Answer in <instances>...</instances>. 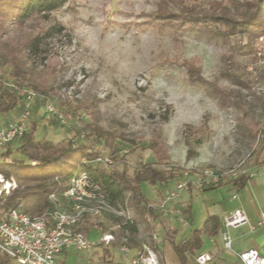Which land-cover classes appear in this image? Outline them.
<instances>
[{
	"label": "rangeland",
	"instance_id": "1",
	"mask_svg": "<svg viewBox=\"0 0 264 264\" xmlns=\"http://www.w3.org/2000/svg\"><path fill=\"white\" fill-rule=\"evenodd\" d=\"M229 1L65 0L58 10L5 22L0 56L8 64L0 68V77L15 85L11 74L20 67L37 86H24L35 94L28 133L33 124L38 139L87 145L100 140L98 132L104 133L96 149L113 163L93 165L107 170L122 171L126 165L133 174L147 165L166 172L182 168L166 185L142 184L145 197L155 206L188 180L186 173L191 180L206 170L224 175L219 183L205 184L200 190L189 186L166 209L156 207L162 218L154 229L139 219L126 193L121 201L111 203L117 214L86 218L76 227L92 247L88 252L70 249L60 264H126L124 247L131 250L130 256L143 245L157 247L154 235L188 223L185 209L190 201L195 212L192 227H198L204 220L203 193L254 169L264 129V32L254 51L238 54L237 47L248 41L244 36L225 39L200 33L188 22L200 19L213 2L227 6ZM38 38L41 43L35 48ZM231 56L234 60H229ZM191 62L205 84L191 81L187 70ZM228 67L251 88L222 79ZM216 89L227 94L224 102L213 93ZM48 104L56 113L47 111ZM23 139L3 147L0 162L10 152L6 162L16 159L29 165L18 152ZM0 177L12 185L6 190L0 183V198L13 190L32 194L56 181ZM46 209L45 201H26L21 208L33 216ZM105 235L112 236L110 244L102 242ZM162 249L171 264L174 253L169 244Z\"/></svg>",
	"mask_w": 264,
	"mask_h": 264
},
{
	"label": "trees",
	"instance_id": "2",
	"mask_svg": "<svg viewBox=\"0 0 264 264\" xmlns=\"http://www.w3.org/2000/svg\"><path fill=\"white\" fill-rule=\"evenodd\" d=\"M65 5V0H0V39L2 29L8 20L24 21L30 17L46 12L58 10ZM234 9V10H233ZM232 11H236L234 15ZM192 21V20H191ZM192 23L200 33L218 34L225 39L233 35H242L247 38V43L238 46V54L254 51L255 42L264 32V0H230L227 6L224 2H213L209 10L200 19H194ZM39 38L33 44L38 48ZM233 50H235L233 48ZM229 60H234L233 56ZM8 64V61L0 56V68ZM229 69V70H227ZM187 70L190 79L194 83L205 84V79L200 76L198 67L193 63H188ZM12 78L15 80L13 87L7 84L2 78L0 81V115L8 114L14 111L24 98V86L36 88V82L16 67L12 71ZM222 79H228L239 86L247 85L243 78L233 74L230 67L222 72ZM8 86L9 88H5ZM222 102L227 97L224 90L216 89L214 92ZM225 104V103H223ZM36 125H31L29 133L24 137L18 146V152L30 162H18L13 159L10 163L6 162L11 157L10 152L4 156V161L0 162V175L6 180L16 179L31 181H49L56 180L47 184L43 188L32 194H21L13 190L10 194L3 193L0 203L6 200L0 209L4 213L12 210H21L26 201L39 203L45 201V207L51 209L52 205L47 199L49 194L54 191H61L68 185L69 179L78 171H86L91 180L100 186L111 203L121 201L126 193L130 194L129 203L131 208L136 212L139 219L146 223L148 227L153 228V224L160 219L161 213L158 208L153 207L152 203L147 200L143 191L142 184L166 185L170 180H174L176 175L182 171V168L171 169L169 172L161 170L158 166L147 165L136 169L133 174L129 173V167L125 165L122 171L107 170L104 167H95L94 163L106 165L103 162H97V159L103 158L99 150L96 149L97 143L104 137L98 132V140L91 145L77 144L74 140L54 143L51 140L36 137ZM263 139L259 142V148L256 154V165H264V129L261 130ZM114 157V155H111ZM36 163L35 165H31ZM29 169L33 170V175L29 174ZM246 176H239L233 180L236 187L243 188L247 183ZM191 186V185H190ZM191 207L185 212L186 220L191 219ZM185 213V214H186ZM218 219L210 215L204 222L203 228L195 230L189 240L177 244L175 242L176 230L168 232V240L172 250L181 264H186L185 252L193 251L201 246L202 236L213 234L218 229ZM99 227H101L99 225ZM112 256L110 251L106 250L105 258ZM112 263V260L108 261ZM0 264H17L7 254L0 250Z\"/></svg>",
	"mask_w": 264,
	"mask_h": 264
},
{
	"label": "built area",
	"instance_id": "3",
	"mask_svg": "<svg viewBox=\"0 0 264 264\" xmlns=\"http://www.w3.org/2000/svg\"><path fill=\"white\" fill-rule=\"evenodd\" d=\"M1 81V77H0ZM13 87V85H11ZM25 103L21 106V114L7 125L0 124V150L26 136L31 119V109L35 94L24 91ZM47 111L56 113L55 108L48 104ZM97 162L112 165L107 158H99ZM177 184L174 191H169L163 201L152 205L159 209H166L167 205L176 201L182 192L190 185L200 190L205 184H217L224 179L212 170H206L191 180ZM51 209L43 214L33 216L22 210H12L9 213L0 212V250L7 254L17 264H58L57 258L74 248L80 252L90 251L92 245L84 233L76 230L86 218H100L106 214L117 211L108 200L100 186L95 184L86 171L76 172L64 190L54 191L49 194ZM67 202L68 206L63 203ZM182 220V214L179 213ZM250 224V218L242 209L231 212L223 222L224 231L221 233L225 250L232 251L234 240L230 234L231 229ZM258 225H264V212L259 215ZM112 236L105 235L102 242L110 244ZM127 264H166L156 247L143 245L142 249L134 256H130L128 247L122 249ZM243 264H264V257L254 249L239 253ZM211 255L203 253L195 257V264H212Z\"/></svg>",
	"mask_w": 264,
	"mask_h": 264
},
{
	"label": "crops",
	"instance_id": "4",
	"mask_svg": "<svg viewBox=\"0 0 264 264\" xmlns=\"http://www.w3.org/2000/svg\"><path fill=\"white\" fill-rule=\"evenodd\" d=\"M20 105L21 102L14 111L8 114H1L0 124L4 126L16 119L22 112V106ZM246 177L248 180L243 188L236 187L233 184V180L237 178L235 177L231 181L227 182L228 185L220 186L213 190H206L203 193L204 220L200 225H198V227H192L195 220V212L192 201H190L189 206L192 209L191 219L188 220L187 224L183 225V223H181V226L172 229H178L176 230L175 236V242L177 244L189 240L195 230L202 229L204 222L210 215L217 217L219 225L218 229L213 234H205L202 236V243L199 248L194 249L193 251L185 252L184 256L186 258V264H195V257L203 253L212 256V264H243L239 258V253L251 249L257 250L261 256L264 257V225H258L259 215L261 212H264V165L255 164L254 169H252L251 173ZM237 209H242L247 213L250 218V224L230 230V234L234 240V245L232 251H227L225 250L224 242L221 237V233L225 230L223 222L231 212ZM164 212L166 211L164 210ZM160 213L161 219L162 212L160 211ZM160 219H158L154 224L156 225ZM172 230L167 228L166 230H162L158 236L154 235L156 241L155 243L157 245L156 249L160 253L163 262L170 264L167 262L162 249L165 244L168 243L171 251L174 253V259L171 261V264H181L176 256V253L172 250L169 240L167 239V233ZM71 250L75 249L72 248ZM136 252L138 253L139 250L137 249ZM67 253L68 252L65 254ZM65 254H62L57 258L58 264L61 263L60 259Z\"/></svg>",
	"mask_w": 264,
	"mask_h": 264
},
{
	"label": "bare ground",
	"instance_id": "5",
	"mask_svg": "<svg viewBox=\"0 0 264 264\" xmlns=\"http://www.w3.org/2000/svg\"><path fill=\"white\" fill-rule=\"evenodd\" d=\"M6 182H7V181H6ZM0 183H5V181H3V180L1 179V177H0ZM5 186H6V188H5L6 190L12 188V185H11L10 182L5 183Z\"/></svg>",
	"mask_w": 264,
	"mask_h": 264
}]
</instances>
